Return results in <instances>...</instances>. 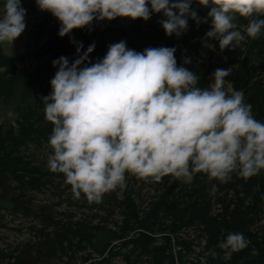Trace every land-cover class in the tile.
<instances>
[{
  "label": "clouds",
  "instance_id": "obj_1",
  "mask_svg": "<svg viewBox=\"0 0 264 264\" xmlns=\"http://www.w3.org/2000/svg\"><path fill=\"white\" fill-rule=\"evenodd\" d=\"M209 9L203 20L192 7ZM40 11L59 22L58 35L91 30L94 22L116 18L159 22L169 37L189 26L209 23L204 44L219 50L239 48L246 38L264 32V0H35ZM22 0H0V45H13L26 29ZM247 20L244 33L237 19ZM76 43L71 63L53 60L51 92L43 96L46 121L53 125L47 168L61 173L75 199L101 203L110 191L125 186L126 174L160 182L206 174L227 182L238 172L247 180L264 170V122L254 118L241 91H225L231 68H217L207 88L198 76L178 66L175 47H149L137 52L126 42L110 44L103 58L89 61L95 49ZM184 64L191 63L185 58ZM83 65V66H82ZM230 93V94H229ZM13 117V113L8 114ZM15 123L13 119V124ZM215 191V185H213ZM238 252L247 247L242 233H229L218 245Z\"/></svg>",
  "mask_w": 264,
  "mask_h": 264
},
{
  "label": "trees",
  "instance_id": "obj_2",
  "mask_svg": "<svg viewBox=\"0 0 264 264\" xmlns=\"http://www.w3.org/2000/svg\"><path fill=\"white\" fill-rule=\"evenodd\" d=\"M192 7L201 20L207 17L208 8L198 3ZM161 19L162 14H153L147 21L130 19L127 25L117 19L94 22L91 30L75 29L70 36L85 49L95 44L90 54L94 62L121 40L137 52L175 47L177 65L197 74L200 88L208 87L217 68H231L225 91L243 92L254 118L264 122V32L256 39L246 38L239 48L221 52L218 41H209L215 50L204 44L210 21L197 24L189 19L183 35L169 37ZM236 22L244 33L247 20L239 17ZM46 36L47 24L42 22L26 53L10 56L0 45V103L18 101L15 123L0 127V229H11L9 216H21L32 234L14 249L0 250V264H70L78 254L83 264H112L117 256H123L126 264H182L173 252L171 236L183 229L195 236L186 240L189 246L182 245L189 251L191 246L201 247L203 264H264V170L247 180L234 171L225 183L203 173L188 183L170 176L156 183L126 174L123 188L106 193L99 204H89L83 195L74 198L63 174L35 164L45 163L40 154L52 152L48 139L53 125L45 119L41 98L50 94L57 69L53 59L34 62L31 55ZM185 58L191 63L184 64ZM145 184L156 188V198L142 212L134 188ZM39 192L51 199L39 202ZM77 211L82 217L75 220ZM229 233H242L247 247L238 252L219 248Z\"/></svg>",
  "mask_w": 264,
  "mask_h": 264
},
{
  "label": "rangeland",
  "instance_id": "obj_3",
  "mask_svg": "<svg viewBox=\"0 0 264 264\" xmlns=\"http://www.w3.org/2000/svg\"><path fill=\"white\" fill-rule=\"evenodd\" d=\"M22 6L26 9V29L24 33L18 37L13 45L5 43L3 44V51L5 54L14 56L21 53H26L28 51V44L30 39L33 37L34 32L38 29L39 25H42V22H48L52 18V15L48 12L40 11L37 5L35 4V0H22ZM119 22H121L124 25L129 24L130 18H116ZM159 21V20H158ZM34 51V50H33ZM31 52V55L33 53ZM33 63V62H32ZM18 105V101L14 100L11 104L5 105L4 103H0V127L4 126L7 123H10L14 117H15V110ZM13 113V117H9V113ZM52 153L44 152V154H40V158L45 160L44 164H37L36 165L45 168H47V161L49 154ZM37 155L36 157H38ZM170 179L174 180L175 177H172L171 175ZM177 179V178H176ZM180 182L188 183L191 180L187 178H179L177 179ZM136 192V200L140 205V210L142 212H146L148 208L150 207V203L154 200L153 198H156V188L154 186H151L149 184L142 185V187H138V185L134 188ZM37 199L39 202H47V200L51 199L47 194L39 192L37 193ZM62 209V208H61ZM75 220L82 217L81 212H76ZM8 221L10 222L11 229H0V250H7L8 248L14 249L18 244L21 242H24L26 240L32 239V234L30 233V224L29 222L21 217V216H15V217H8ZM16 228H20L21 230H16ZM169 236H171L170 233H168ZM178 236L179 238L176 239L175 237ZM194 234L191 230H181L177 234H172L171 238L173 241V252L177 254V258L181 261L182 264H203L204 260L203 257H201V253L203 252V249L197 248L195 245L194 247L191 246L190 251L188 250L186 246H183L182 244L184 242L187 243L189 246V243L186 240H192L194 239ZM209 253H207L208 255ZM82 254H78L75 257V261L71 262L70 264H83L81 260ZM97 258V256H93V258ZM68 262V261H64ZM57 264H64L62 262H59ZM68 264V263H67ZM112 264H126L123 256H117L114 258V261Z\"/></svg>",
  "mask_w": 264,
  "mask_h": 264
},
{
  "label": "water",
  "instance_id": "obj_4",
  "mask_svg": "<svg viewBox=\"0 0 264 264\" xmlns=\"http://www.w3.org/2000/svg\"><path fill=\"white\" fill-rule=\"evenodd\" d=\"M59 22L52 16L50 21L47 24V36L44 43L36 48L32 53V59L34 62L45 58H51L53 60L58 59L61 56L68 58L71 63L75 58L76 54V40L71 36L60 37L58 35ZM86 49L83 46L82 51ZM94 63V60L89 56V61L85 62ZM83 66V65H82Z\"/></svg>",
  "mask_w": 264,
  "mask_h": 264
}]
</instances>
